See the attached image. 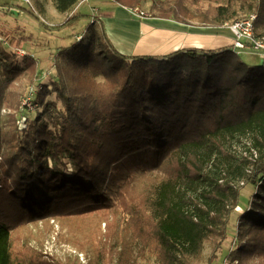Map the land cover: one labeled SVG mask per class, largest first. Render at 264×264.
Instances as JSON below:
<instances>
[{"label":"trees","instance_id":"obj_1","mask_svg":"<svg viewBox=\"0 0 264 264\" xmlns=\"http://www.w3.org/2000/svg\"><path fill=\"white\" fill-rule=\"evenodd\" d=\"M78 1L53 5L64 14ZM144 1L112 4L131 10ZM252 12L254 34L264 36V0H151L149 18L224 31ZM97 22L100 32L66 62L76 75L61 70L72 84L60 77L35 85L42 109L34 118L18 108L14 84L29 85L37 65L10 51L28 38L0 45L2 101L24 119L17 126L11 116L0 130V264H67L29 244V225L54 219L60 240L82 251L66 235H85L94 242L91 263L112 264L111 240L126 218L159 264H197L206 241L217 255L245 186L253 189L241 215L245 243L226 257L264 264V67L245 64L232 47L126 56ZM51 94L59 108L46 101ZM120 179L114 202L97 199Z\"/></svg>","mask_w":264,"mask_h":264},{"label":"rangeland","instance_id":"obj_2","mask_svg":"<svg viewBox=\"0 0 264 264\" xmlns=\"http://www.w3.org/2000/svg\"><path fill=\"white\" fill-rule=\"evenodd\" d=\"M8 1L11 0H0V6L4 7L5 3ZM29 1L30 6L16 2H11L13 3L11 4L12 6L6 4V6L15 8L17 15L10 13V11H0V38L4 42L8 40L7 38H9V36L18 38V36L22 37L24 35L28 38L26 42L18 46H13L11 50L9 48L7 49L12 51L18 59H22L24 56L32 57L37 65V73L29 85L19 86L18 83L14 84L15 90L20 92L17 104L18 108L22 109L24 106V108L30 112L29 114H31V117L34 118L35 114H39V111L42 109L39 108V104L34 103L32 100L37 92L35 85L37 83L39 84V82L43 85H48L50 81H57L60 77L66 81L68 86L72 84L70 79H67L66 73L73 77L76 75V72L66 62L69 58L75 57L76 54L74 53L78 50L77 46L79 43L82 42L85 46L89 45L92 31L100 32V25L97 21L102 22L104 17L110 15H106L108 13V10L106 11V6L112 3V0H79L69 12L64 14H60L55 10L53 0ZM20 4L23 6H20ZM150 6L151 0H145L139 6L140 9L137 8L146 15L143 19H151L149 18ZM252 13L257 15L256 12ZM132 15L138 20V18H136L139 17L138 15ZM71 17L74 19V24L71 27H59L63 22L70 21L72 19ZM222 29L224 30L225 28L222 27ZM80 39L82 40L77 42ZM149 43L150 41L148 39H143L140 43V48L143 50L149 49ZM0 45L5 48L7 46L6 43ZM229 47H231V44ZM59 49H61V52L60 56L57 58L55 54ZM18 50H23L25 55L18 56ZM118 53L121 54L120 52ZM151 54L157 53L151 51ZM138 56H142V54ZM239 57L249 66H258L260 64L258 54L254 52L242 51ZM61 70H64L66 73ZM95 80L97 82H102V78L100 77ZM30 89H32V96L31 92L29 93ZM7 91L8 89L5 88L3 77L0 72V130L2 131H7V124L10 123L9 120L11 116L16 119L14 121L17 126L24 124L23 118L18 121V109L4 106L2 96ZM46 101L55 102L57 108L60 107V103L56 102L53 94L47 96ZM155 173L158 176L162 175L161 171H153V174ZM65 174L67 176L71 174L70 166H68ZM121 180L122 179L118 182L109 183L103 195L97 197V199L105 202H114L116 184L120 183ZM197 187L198 186H194V188ZM240 194L241 204L230 216L227 237L218 250L217 255L210 257L211 244L206 241L203 244L197 264H208V260L212 258H214L212 264H234L233 262H229L226 255L237 246H243L245 243L244 231L247 226L241 223V215L244 211L243 206L247 204L246 201L252 197L253 189L251 186H245ZM126 220V223L123 219L117 222V231L111 240V244L116 247L117 251L112 264H159L155 251L141 244L130 229L131 222L128 221L127 218ZM49 223L50 226L47 227L44 225L43 220H39L37 223L29 225V230L31 232L29 244L31 247H34L38 251H42V253L47 256L64 261L67 264H93L90 261L94 244L92 240H89L88 237L81 234H75L73 236L67 234L66 237L70 239V241H74V239L81 241L83 250L79 251L73 245L64 243L58 238L57 233L59 232V224L55 219L50 220ZM62 233H65V231H62ZM74 257H76V261ZM248 264H256V260L250 261Z\"/></svg>","mask_w":264,"mask_h":264},{"label":"crops","instance_id":"obj_3","mask_svg":"<svg viewBox=\"0 0 264 264\" xmlns=\"http://www.w3.org/2000/svg\"><path fill=\"white\" fill-rule=\"evenodd\" d=\"M11 2L14 3L15 0L8 1L5 3V5L7 4L12 6L11 4L13 3ZM111 4L112 3H109V5L106 6V11L108 10V13H105H107L106 15H110L103 18L102 24L105 34L107 35L111 45L123 55H165L176 50L188 48L216 50L223 47H229L231 44L228 33L221 31V29H215L211 27H191L176 23L174 21L161 19H141L136 17L138 18L137 20L128 9H125L121 6H115L113 4L112 6ZM11 9L16 11V9L13 7ZM110 23L112 29L108 28V24ZM126 28L131 30L128 31ZM144 38H151L154 42L153 44H150L148 50H153V48L159 46L157 43L155 44L154 41V39L158 38L160 39V43H162V45L170 46V48L165 52L157 54H151V51L137 53L135 49L139 47L141 41ZM190 40H196L200 43H205L206 46L198 47L188 44ZM117 45H120L126 51H121Z\"/></svg>","mask_w":264,"mask_h":264},{"label":"built area","instance_id":"obj_4","mask_svg":"<svg viewBox=\"0 0 264 264\" xmlns=\"http://www.w3.org/2000/svg\"><path fill=\"white\" fill-rule=\"evenodd\" d=\"M15 2L30 6L29 0H15ZM21 4L20 6H23ZM11 10L12 9L10 7L0 6V11L8 12ZM130 12L131 14L138 15L139 18H143L144 16H146L142 11H139L137 8L131 9ZM256 18L257 15L251 13L245 18L235 21L233 23L225 24L223 27L225 28L224 32L228 33V37L231 40V47L233 51L237 53H241L242 51H250L258 54L260 58V65L264 67V36H256L254 34V22ZM0 43L5 44V42L1 38ZM17 55L24 56L25 54L23 50H18ZM31 90L32 89H30L29 93L31 92L32 96Z\"/></svg>","mask_w":264,"mask_h":264},{"label":"bare ground","instance_id":"obj_5","mask_svg":"<svg viewBox=\"0 0 264 264\" xmlns=\"http://www.w3.org/2000/svg\"><path fill=\"white\" fill-rule=\"evenodd\" d=\"M153 23H154V22H153ZM108 28L112 29L111 23L108 24ZM126 29H127L128 31L131 30V29H129V28H126ZM126 29H125V30H126ZM144 39H148V40L150 41L149 44H153V43H154L153 40H152L151 38H144ZM154 41H155V44L157 43V45H159V46L153 48V50H148V49H147V50H143V49L140 48V45H139V47H137V49H135V51H136L137 53H145V52H149V51H152V52H155V53H162V52H165V51L169 50L170 46L162 45V43H160L161 41H160L159 38H158V39H154ZM188 44H192V45H195V46H198V47H205V46H206L205 43H200L199 41H196V40H190V41L188 42ZM117 47H118L121 51H126V50H124L120 45H117ZM150 49H152V48H150Z\"/></svg>","mask_w":264,"mask_h":264},{"label":"water","instance_id":"obj_6","mask_svg":"<svg viewBox=\"0 0 264 264\" xmlns=\"http://www.w3.org/2000/svg\"><path fill=\"white\" fill-rule=\"evenodd\" d=\"M11 13L17 15V11L12 10Z\"/></svg>","mask_w":264,"mask_h":264}]
</instances>
